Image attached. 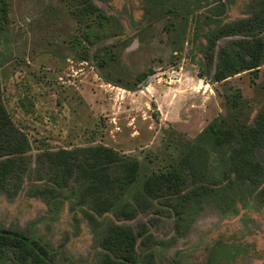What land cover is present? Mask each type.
<instances>
[{
  "label": "rangeland",
  "instance_id": "rangeland-1",
  "mask_svg": "<svg viewBox=\"0 0 264 264\" xmlns=\"http://www.w3.org/2000/svg\"><path fill=\"white\" fill-rule=\"evenodd\" d=\"M89 1L95 12L82 10L79 0H6L0 96L30 148L20 178L0 192V228L35 239L50 264H98L103 225L92 227L83 215L87 207L75 204V179L55 198L36 193L50 184L38 155L111 147L139 162L128 196L148 174L165 171L200 143L199 183L213 190L189 201L179 230L166 200H147L135 218L123 222L163 243L146 245L141 234L137 254L145 260L151 253L152 264L264 263L259 187L227 185V150L199 137L214 118L251 123L264 108V63L254 78L243 71L210 82L214 64H205L197 50L215 18L223 23L249 17L257 0ZM239 38H219L214 51ZM144 70L150 74L138 82ZM255 155L264 170V146ZM194 186L185 172L182 189ZM109 218L110 212L99 220Z\"/></svg>",
  "mask_w": 264,
  "mask_h": 264
},
{
  "label": "trees",
  "instance_id": "trees-1",
  "mask_svg": "<svg viewBox=\"0 0 264 264\" xmlns=\"http://www.w3.org/2000/svg\"><path fill=\"white\" fill-rule=\"evenodd\" d=\"M79 2L82 10L89 13L97 10L89 0ZM254 4L258 6L249 17L223 23L215 18L214 25L204 36L205 42L198 45L197 50L205 59V64H214L210 82L222 81L243 71L252 74L253 78L257 76L259 67L264 63V0H257ZM7 16L8 4L6 0H0V32ZM229 35H242L244 38L235 39L214 51L216 41ZM149 74V70L139 72L138 82ZM231 102L236 106L235 96ZM199 137L219 151L227 150L223 175L227 185L236 181L250 188L259 187L264 198V170L255 155L256 150L264 146V108L257 112L251 123L214 118ZM29 148L27 137L12 122L0 96V192L7 193L13 181L20 178L24 156ZM200 148V143L191 145L177 163L165 171L148 174L141 189L128 196V189L139 173L137 159L127 158L105 145L44 151L38 156L41 164L46 165V178L50 184L35 191L39 195L47 194L49 198H55L61 189L68 187L71 179H75L76 183L79 182L75 204L87 207L83 215L92 227L103 225L98 244L102 255L98 264H152L151 253L145 260L137 254L138 237L142 234L140 242L149 246L163 241L156 240L148 231L135 232L129 223L123 221L135 218L138 210L145 208L147 200L162 198L171 207L175 228L179 230L189 201L198 200L214 188L213 185L199 183L204 178L200 171L203 164H200L197 152ZM185 172L195 184L189 190L181 187ZM216 180L211 177V184ZM108 212L113 220L109 218L101 222L99 217ZM47 253V249L30 236L0 228V264H50L44 257Z\"/></svg>",
  "mask_w": 264,
  "mask_h": 264
}]
</instances>
